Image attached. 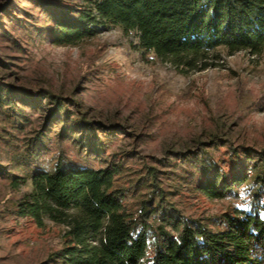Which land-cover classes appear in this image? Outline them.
Returning <instances> with one entry per match:
<instances>
[{
    "label": "rangeland",
    "instance_id": "obj_1",
    "mask_svg": "<svg viewBox=\"0 0 264 264\" xmlns=\"http://www.w3.org/2000/svg\"><path fill=\"white\" fill-rule=\"evenodd\" d=\"M76 2L0 0V264H65L63 225L16 213L30 177L57 164L119 165L123 203L144 205L153 227L171 230L168 214L221 230L226 214L262 205L264 51L181 72L119 27L52 44L50 6ZM209 162L235 184L224 198L199 189Z\"/></svg>",
    "mask_w": 264,
    "mask_h": 264
},
{
    "label": "trees",
    "instance_id": "obj_2",
    "mask_svg": "<svg viewBox=\"0 0 264 264\" xmlns=\"http://www.w3.org/2000/svg\"><path fill=\"white\" fill-rule=\"evenodd\" d=\"M77 1L73 8L50 6L52 44L79 45L101 29L119 27L124 33L135 31L141 51L153 52L181 72L215 65L221 51H264V0ZM56 105H61L58 99ZM85 126L94 132L92 122ZM258 156L264 160V152ZM203 171L199 189L209 199L233 191L235 184L212 163ZM119 174L117 164H57L30 177L32 187L18 201L16 213L31 217L38 227L46 220L63 225L58 256L65 264H264V203L226 214L221 230L163 214L168 230L166 224L153 227L144 205L138 210L125 206ZM150 230L155 241L148 257Z\"/></svg>",
    "mask_w": 264,
    "mask_h": 264
}]
</instances>
